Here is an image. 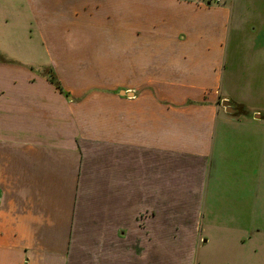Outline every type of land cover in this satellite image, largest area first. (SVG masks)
Segmentation results:
<instances>
[{
    "label": "crops",
    "instance_id": "1",
    "mask_svg": "<svg viewBox=\"0 0 264 264\" xmlns=\"http://www.w3.org/2000/svg\"><path fill=\"white\" fill-rule=\"evenodd\" d=\"M17 1L29 17L60 8L51 22L108 42L47 49L54 58L41 66L55 71L68 96L32 65L0 61V264H150L166 247L196 264L197 241L208 242L205 225L213 224L204 211L206 177L228 45L233 31H245L253 2ZM11 2L0 0V21ZM6 34L0 25L5 57L13 54ZM66 71L79 80L67 82ZM221 125L224 146L229 130ZM248 183L249 196H226L222 229L225 236L239 228L240 242H253L257 254L264 197L261 178L257 190ZM90 215L98 238L76 242ZM141 215L146 235L133 242L127 234Z\"/></svg>",
    "mask_w": 264,
    "mask_h": 264
},
{
    "label": "rangeland",
    "instance_id": "2",
    "mask_svg": "<svg viewBox=\"0 0 264 264\" xmlns=\"http://www.w3.org/2000/svg\"><path fill=\"white\" fill-rule=\"evenodd\" d=\"M11 1L10 5L6 6L5 19L0 21V25L1 31L7 33L6 47L13 54L7 57L0 55L1 59L5 57L11 61L10 63H15L16 60L32 65L36 68V74L44 77L43 71H48L50 67L41 65L48 64L54 58V55L47 54L48 48L79 51L84 48L90 50L91 47H97L96 49L106 47L104 43L108 41H100L92 32L82 30L79 33H76V30L66 32L67 29L74 28L51 22L50 15L52 14L53 17L58 14L60 8L39 7L36 16L30 13L29 17L26 11L28 7L19 6L17 0ZM245 1L253 3L247 4L245 31L243 28L242 32L237 29L233 31L228 45L223 82L225 93H220L218 99L219 133L210 160L211 167L206 177L204 211L213 224L208 227L207 224L205 225L208 242H202L201 238L197 241L199 249L196 264H264V248L261 253L255 254L253 242H240L244 233L240 232L239 228L225 236L222 229L224 218L222 208L228 203L231 205L226 197L228 194L237 197L239 194L249 196L246 193H250L252 189L248 182L253 183L257 190L258 180L261 178L260 192L264 197V1ZM253 36H260L256 47L254 44L249 45ZM114 42L115 40H109V43ZM64 73L67 75V82L71 84L79 80L76 72ZM87 79H90V75ZM223 100L232 102L236 113H228L226 107L222 105ZM221 124L228 125L226 127L229 130L226 136L228 140L224 146ZM248 178L250 181L247 182ZM91 211H93V200L86 198V215ZM142 217V215L138 216L139 224L127 234L133 242L137 240L143 242L142 239L146 235L145 227L141 223ZM91 220L90 215L83 228L75 232L76 242H94L98 238L95 231L90 228L93 226ZM188 237L189 235L186 236L185 242H190ZM166 242L175 241L172 239ZM183 259L178 261V257L170 247H166L165 255L151 257L150 264H186L185 258Z\"/></svg>",
    "mask_w": 264,
    "mask_h": 264
},
{
    "label": "trees",
    "instance_id": "3",
    "mask_svg": "<svg viewBox=\"0 0 264 264\" xmlns=\"http://www.w3.org/2000/svg\"><path fill=\"white\" fill-rule=\"evenodd\" d=\"M0 61H1V62H4V63H10V62H11L10 60L5 59V57H3L2 59L0 58ZM43 75H44L45 77H47V78L51 81V83H52L53 85H55V87H56L59 91H61V93H63V94L66 95V96L69 95L68 93H66V92L64 91V89H63V87H62V85H61V83H60V81H59V79H58V76H57V74L55 73V71H54L53 69H49L48 71H43Z\"/></svg>",
    "mask_w": 264,
    "mask_h": 264
},
{
    "label": "water",
    "instance_id": "4",
    "mask_svg": "<svg viewBox=\"0 0 264 264\" xmlns=\"http://www.w3.org/2000/svg\"><path fill=\"white\" fill-rule=\"evenodd\" d=\"M127 95L130 96L131 94H126V92L123 93V96H127ZM223 106L226 107L227 112L230 113V114H234L236 112V110L234 109L233 103L230 102V101H227V100L224 101L223 102Z\"/></svg>",
    "mask_w": 264,
    "mask_h": 264
},
{
    "label": "built area",
    "instance_id": "5",
    "mask_svg": "<svg viewBox=\"0 0 264 264\" xmlns=\"http://www.w3.org/2000/svg\"><path fill=\"white\" fill-rule=\"evenodd\" d=\"M211 3H214L215 5H221L223 3V0H208Z\"/></svg>",
    "mask_w": 264,
    "mask_h": 264
}]
</instances>
